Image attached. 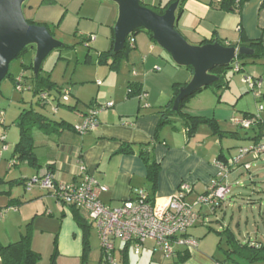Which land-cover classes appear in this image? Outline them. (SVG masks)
Listing matches in <instances>:
<instances>
[{"label": "crops", "instance_id": "0c3cea01", "mask_svg": "<svg viewBox=\"0 0 264 264\" xmlns=\"http://www.w3.org/2000/svg\"><path fill=\"white\" fill-rule=\"evenodd\" d=\"M169 1L141 0L143 4L148 6H164ZM263 3L264 0H246L239 11L236 9L224 11L210 5V0H186L183 11L177 17L175 26L180 34L190 44L194 45L200 44L203 40L211 39L236 45L245 44L247 40L259 39L264 46ZM116 17L117 11L114 10L110 23H107L105 29L103 28L100 31L101 34L97 31L100 36H96L95 43H98L99 38L102 36L101 45L97 49L98 54L110 47L112 34L110 25L112 23L114 25ZM141 33L144 35L141 36ZM141 33L133 38L134 46L127 57L135 64L132 72L122 78L115 90H110V85L105 83L100 90L91 96L87 103L86 110L90 107L97 108L108 101L113 102L111 108L98 111V125L95 130L83 135L68 128L50 135L41 131H39L40 134L32 133L36 164L31 165L27 161H20L19 165L21 164L26 169L32 167L34 170H30L29 173L20 171L10 179L9 176L11 175L7 176L8 174L3 177L0 176V184L4 185L5 182L11 180L22 182V180L31 176L39 175L44 169L49 170L56 180L63 183L78 182L80 180L79 165L83 163L87 172L99 184L107 188L99 196L101 203L115 208L124 200L130 198L135 191L147 190L149 187L146 180L145 164L137 152L123 154L117 153L118 149L123 143H127L131 144L135 151H138L140 145L148 144L149 147L151 146L152 157L160 164L153 198L160 200L167 198L177 192L180 183H186L191 188V192L186 196V201L194 203L197 196L204 192L216 176L217 167L215 162L217 156L222 153L229 160L237 153L233 155L230 152L229 155H225L224 148H228V142L225 143L223 140L228 139V137L219 138L216 135H211L210 131L202 136L195 133L193 136L188 137L184 123L177 116L170 117V123L158 126L160 122L158 110L170 100L172 84L176 82L187 83L191 77V72L186 68H182L184 72L176 74L174 71L169 70V65H167L162 73L153 76V72L161 70L156 58L159 52L154 55L151 40L146 33ZM154 67L159 69H154ZM109 75L107 72L105 77ZM155 81H157L156 87L154 86ZM129 82L139 83L141 92L147 94L146 98L140 100L139 95L128 96L127 87ZM102 84H104V81ZM102 84L97 80L98 86ZM75 92L79 95L80 88L78 87ZM78 102L79 99L76 98L74 105L69 106V110L75 113L72 118V114L68 115L67 119L70 122L65 119L60 121L72 126L82 119L86 110H79ZM183 110L187 114L193 112L189 106ZM259 115L264 118L263 111ZM196 116L198 115L196 114ZM242 118H244L243 115L240 119ZM176 119L182 122L180 129L176 124ZM226 131L232 130L227 129ZM155 134L156 138L154 139ZM36 138L40 141L41 146L35 144ZM248 141L251 146L252 142ZM240 147L243 146H238V148ZM247 157L252 158V155L247 154L242 158V161L248 162L246 161ZM14 161L15 163L12 165H18L15 158ZM32 190L28 191L30 198L23 199L25 200L23 203L21 197L12 195L11 189L5 187L0 190V211L2 212L0 217V246L15 243L22 236H29L31 249L40 254L39 246L41 244L38 245V242H43L45 234L52 233L50 222L55 221L57 226L55 232L53 230L55 234L52 239L53 242H51L52 247H54V240L56 245L54 264H85L86 261L82 259L83 233L73 219L70 209L73 206H64L60 203L62 208L59 205L58 210H56L46 194L42 195L38 191L32 193ZM28 192L26 191V193ZM45 193L49 194L48 192ZM55 201L57 200L55 199ZM39 202L41 204H38ZM24 203H26V207L31 208L24 210L25 206L20 207ZM57 203L59 202L57 201ZM224 204L225 201L219 204L220 206L218 205L215 210L207 205L195 208L198 216H201V214L207 216L210 213L215 214ZM80 210L86 214L85 210ZM22 214L26 215L20 217ZM81 214L87 215L82 212ZM12 218L18 220L16 227L11 224ZM87 220L94 226L88 218ZM24 224L27 225L26 233L23 231ZM221 224L222 230L224 227L222 220ZM236 226H238V223ZM226 227L236 235L230 224ZM243 239L239 240L243 242L260 241L264 244L256 235L250 236L249 234ZM115 244V256L117 255L120 258L125 243L116 240ZM151 248L153 251L154 245ZM198 248L199 244L196 248L189 250V257L182 264H213L216 262L214 255L209 256ZM129 249L130 255L135 254L131 245Z\"/></svg>", "mask_w": 264, "mask_h": 264}, {"label": "rangeland", "instance_id": "374dc122", "mask_svg": "<svg viewBox=\"0 0 264 264\" xmlns=\"http://www.w3.org/2000/svg\"><path fill=\"white\" fill-rule=\"evenodd\" d=\"M114 10L117 11V7L113 2L102 0H53L49 3L43 2V0H25L23 5L25 18L47 24L53 38L63 44L61 47L52 49L40 65V75L49 74L50 80L60 88V93L54 90L51 91L52 96H55L56 99L51 104H46L45 107L37 104L38 96L30 89V87H34V81L32 80L34 74L31 65L34 61L35 48L28 47L10 62L8 73L14 79L23 74L24 80L20 91L16 89V82L8 76L0 81V112L3 113L0 114V118L3 119V123H0V176L3 177L8 174L7 176L11 175L9 176L10 179L20 171L29 173L30 170H34L32 167L26 169L21 164L19 165L20 161L18 160H16L18 165H10L14 161L12 158L13 147L19 137V129L15 124V120L22 109L33 108L53 120L65 119L70 122L67 119L68 115L72 114V118L75 113L65 106H73L77 98L79 99L78 109L86 110L91 96L100 90L105 83L110 85V90H115L122 78L135 68L134 62L132 63L130 59L123 60L116 71L110 70L107 65L99 64L97 49L101 45L102 36L99 38V42L97 41L98 43H95V39L90 41L85 39L89 34H93L95 38L97 35L99 37L100 31L103 28L105 29L107 23L112 20ZM110 26L113 27V23ZM152 44L154 55L159 52L156 58L161 68L160 71L153 72V76L162 73L167 65H169V70L174 71L176 74L184 72L182 68L185 67L175 65L163 48L157 43L152 42ZM240 62L245 63L243 71L235 72L231 68L224 74V82H227L228 87L203 89L188 99L184 109L189 106L193 111V114L190 113L191 115L196 116L197 114L198 116L214 118L222 130H237L241 136H244L248 130L234 125L232 121L237 118L240 119L243 112L260 114L262 111L259 110V106L264 105V101L255 97L247 89L242 79L244 75H259L264 88V60L248 63L246 60L241 59ZM107 72L110 75L105 77ZM97 80L101 84L104 81V84L98 86ZM156 85L157 81L154 83L155 87ZM78 87L80 88V96L75 92ZM64 90L69 91L67 101L62 100ZM57 102L64 106H57ZM54 107H57L55 111ZM176 121L180 129L182 122L177 119ZM207 131H209V128L206 125H200L196 133L202 136ZM33 133L40 134L39 130H33ZM3 134L5 135L4 142L1 141ZM223 142H228V148H224L225 155H229L230 152L233 155L236 154L239 150L238 146H250L247 139L228 138L224 139ZM35 144L41 146L38 138H36ZM246 161L250 163L249 170H245L243 165H240L230 172L228 179L231 183V190L222 208L218 209L215 214L210 213L207 216L201 214V216H198L196 225L188 230V233H191V236L198 241V249L209 256L214 255L215 259L218 260H222L223 253L217 247L219 236L215 231L221 230V220L224 227L230 224L231 229L239 239L244 240L243 238L250 234V236L256 235L258 239L264 242V154L262 153L257 159L247 157ZM5 187L11 189L13 196L21 197L22 203L25 201L23 199L30 198V193L27 190L28 193H26L22 184L10 185L9 182H5L4 185L0 184V190ZM32 189V193L38 191L42 195L46 194L51 199L54 209L58 210L59 205L62 208V205L57 203L52 195L45 193L47 191H43L38 187ZM22 194L23 196H21ZM22 206H25L24 210L31 208L26 207V203L20 207ZM81 212L85 214L84 211ZM24 215L26 214H22L20 217H24ZM85 217L88 218L87 215ZM50 223L52 224V233L45 234L43 242H38V245H41L39 246L40 260L37 264H50L54 250L51 242H53L52 239L57 226L55 221ZM237 223L238 226H236ZM11 224L16 227L18 220L12 218ZM23 231L24 233L27 232V225L23 227ZM88 241L89 250L85 264H97L100 259V242L95 226L91 225ZM153 245L152 241L147 240L140 249V253L129 256L130 264H159V261H163L164 258L159 252H152L151 247ZM115 258L117 264H120L121 259L117 255ZM228 264L236 263L228 261Z\"/></svg>", "mask_w": 264, "mask_h": 264}, {"label": "trees", "instance_id": "16d2710c", "mask_svg": "<svg viewBox=\"0 0 264 264\" xmlns=\"http://www.w3.org/2000/svg\"><path fill=\"white\" fill-rule=\"evenodd\" d=\"M51 1L53 0H43V2H47V3ZM174 1L176 0H170L164 6H159V5L148 6V5L143 4L142 2H140V4L149 7L150 9H152L154 12L158 14H162L164 10L167 8V6ZM178 1H179V4L176 10V17H178L180 13L183 11V5L186 0H178ZM245 1L246 0H210V5H212L213 7L217 9L224 10V11H229V10H234V9L239 11ZM26 20L30 24L46 26V28L51 33V30L47 24L40 23V22L38 23L32 19H26ZM141 32L146 33L149 39L155 43L150 32L137 29L126 39L123 48L118 52H114L113 51V31H112L110 47L109 49L102 51L98 54V63L101 65H107L110 70L116 71L120 63L123 60L127 59L128 54L130 53V51L132 50L134 46V45L133 46L129 45V38H134L136 35H138ZM89 35L86 36L85 38L86 40ZM216 41L223 45H227V46H235V47L246 46L252 50V53L239 55L235 57L234 60L228 65L215 66L214 68H212L210 72L212 74H215L218 77V80L214 81L211 85L198 89L190 96L184 98L179 103V109L177 112H174L172 110L173 101L179 92V88L185 85L186 83H177V82L173 83L172 88H171L170 100L167 102L165 106L161 107L158 110L160 114V122L158 126L170 123L171 122L170 117L177 116L184 123L186 130H187L188 137L193 136L198 130V127L200 125H206L209 128L210 134L216 135L219 138L228 137V138H235V139H247L252 142V145L257 144L264 137V118L260 116L258 118V121L255 124H253L249 129H245V130H248V132L251 131V134H249L246 131L245 135L241 136L237 130L236 131L222 130L219 127L217 120H215L214 118H208L205 116H193V115L185 113L183 110L188 99L194 96L196 93L202 91L203 89H207L209 87L211 88L216 87L217 89H219L220 87H228L227 82L226 81L224 82V76H225L224 74L226 73L228 69H231V68L233 69L234 64H238L239 70L237 72L243 71V65L245 63L243 62L241 63L240 62L241 59L246 60L248 63H256V61L264 60V46L262 45L259 39L247 40L246 41L247 43L239 44V45L225 44L222 41L217 40V39L203 40L200 44L212 43ZM28 47L30 46L25 47L19 53V55L23 53ZM31 68H32V65H31ZM185 68L188 69L192 73V68L190 66H187ZM7 76L11 78V80L16 82V88H17V85L19 86L18 91L22 90V82L24 80L23 74L18 77L19 80L18 78L14 79L8 72L5 77ZM32 80L34 81V87L33 88L30 87V89H32L33 93L38 96L37 104L39 106L45 107L46 104H51V102H53L56 99L55 96H52L51 91L54 90L60 93V88L54 82L50 80L49 74L44 75V76L40 75V68L37 74L33 75ZM64 91L62 92V94L64 93ZM42 93H45L49 96V99L47 101L42 100L41 98ZM140 93H141V89H140L139 83H136V82L128 83V87H127L128 96L139 95ZM260 99L264 101V88H263V93ZM218 101H219V98H218ZM56 105L59 106L63 104H59L57 102ZM65 107H67L68 109L70 108L69 106H65ZM54 108L57 109V107H54ZM262 111L264 113V105H263ZM0 114L2 115L3 113L0 112ZM253 115L255 114L246 113V112L243 113L244 117H250ZM0 123H3V119L1 118H0ZM15 124L19 129V137H18V141L16 142L13 148V152H12L13 159L15 158L18 161H27L31 165L36 164V158L34 154V142H33V136H32L33 130H39L47 135L59 132L61 129H64V128L72 129L74 131L73 129L74 124L71 126L70 124H65L64 121L53 120L49 118L47 115L41 112H38L34 110L33 108L22 109L19 115L17 116V119L15 120ZM155 138H156V134L154 135V139ZM135 152H137L138 156L143 160L145 164L146 180L149 183V187L145 191L147 192L149 199L152 200L153 195L155 193V189H156V180H157L158 173L160 171V164L156 162L155 159L152 157L151 146L149 147L148 144L140 145L138 148V151H135L134 147L131 144L123 143L117 151V153H123V154H134ZM217 161H220L222 163H227L228 160L222 153H220L217 156ZM242 163L244 162L241 160V164ZM29 179L31 178L22 180V182H19L16 180L15 181L11 180L8 182L10 183V185H13L16 183H22V185L24 186V183ZM221 203L222 202H220L219 204ZM217 206H214L212 208H214L215 210ZM70 209H71V213H72L75 223L78 225V227L81 229L83 233L82 259L83 261H85L87 257V252L89 250L88 237L90 233L91 224L89 223L87 218L81 214V210L79 208L71 207ZM210 229L212 228L210 227ZM215 232L219 236L217 247L223 253L222 260L216 259V262L224 263V264L228 263V261H231L236 264H248V263L260 262L264 264V244L262 242L260 241L259 242L240 241L228 227H225L222 230L215 231ZM129 246H130L129 244H124V248L121 251V255H120V259H121L120 264H130ZM55 247L56 245H55V240H54V250H53V254L51 255L50 264L55 263V256H56ZM152 252H157V251L153 250ZM188 257H189V253L187 250L183 248H178L171 258L164 259L161 262L159 261V264H182L188 259ZM39 260H40V254L32 250L30 247L29 236H22L21 239L15 243H11L5 246H0V263L1 264H37ZM97 264H103L102 253H100V259Z\"/></svg>", "mask_w": 264, "mask_h": 264}, {"label": "built area", "instance_id": "2783aa9c", "mask_svg": "<svg viewBox=\"0 0 264 264\" xmlns=\"http://www.w3.org/2000/svg\"><path fill=\"white\" fill-rule=\"evenodd\" d=\"M95 39L90 34L87 41ZM129 45H134V39L129 38ZM154 69H159L154 67ZM239 70L238 64L233 65V71ZM19 80V78H18ZM247 89L257 98L263 93L261 77L244 75L242 79ZM99 84V82H98ZM17 90L19 86L17 85ZM68 90L62 94V100H68ZM147 94L141 92L139 99H145ZM44 101L49 99L45 93L41 94ZM52 99V98H50ZM113 106L112 101L105 102L99 107H90L82 116V119L75 123L73 129L76 133L83 135L95 130L98 125L97 114L99 110H107ZM56 110V108H54ZM263 110V105L259 106ZM259 113L242 119H235L232 123L243 129H249L258 121ZM4 137H1L3 141ZM264 152V140L249 147L239 148L237 155L231 157L227 163L215 162L217 167L216 176L199 194L194 203L186 201V196L191 188L186 183H180L177 192L167 198L149 199L145 190L140 189L124 200L118 207L111 208L101 203L99 196L107 188L99 184L90 175L83 163L79 165L78 182L63 183L56 180L54 175L44 169L39 175L32 177L24 183L25 190L29 191L39 187L51 194L59 203L64 206H73L86 211L91 223L95 226L100 242L103 264H117L115 258V241L120 240L133 247L135 254L140 253L144 243L149 240L154 243V250L159 252L164 259L171 258L178 248L187 251L197 247V240L188 233V230L195 226L198 220V212L195 207L207 205L211 208L225 201L231 190V183L228 179L230 172L237 166L243 165L245 170L250 169V163L241 160L247 154L253 159ZM14 162L12 161L10 165ZM2 212L0 211V217ZM213 264H224L215 262Z\"/></svg>", "mask_w": 264, "mask_h": 264}, {"label": "water", "instance_id": "95a60500", "mask_svg": "<svg viewBox=\"0 0 264 264\" xmlns=\"http://www.w3.org/2000/svg\"><path fill=\"white\" fill-rule=\"evenodd\" d=\"M117 6V17L112 27L113 51H120L126 39L137 29L151 33L177 66L192 68L189 81L179 88L172 110L200 88L218 80L210 71L215 66L230 64L235 57L251 54L246 46H227L219 42L190 44L176 29V10L179 1L170 3L162 14L141 5V0H102ZM25 0H0V81L7 75L10 62L27 46L35 48L32 64L34 75L41 62L54 48L63 44L55 40L44 25L30 24L23 13Z\"/></svg>", "mask_w": 264, "mask_h": 264}]
</instances>
